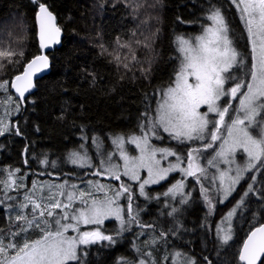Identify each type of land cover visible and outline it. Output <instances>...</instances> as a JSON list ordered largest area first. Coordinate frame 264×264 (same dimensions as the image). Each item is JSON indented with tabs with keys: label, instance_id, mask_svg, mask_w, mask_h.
<instances>
[{
	"label": "trees",
	"instance_id": "trees-1",
	"mask_svg": "<svg viewBox=\"0 0 264 264\" xmlns=\"http://www.w3.org/2000/svg\"><path fill=\"white\" fill-rule=\"evenodd\" d=\"M40 2H46L55 15L62 39L61 45L48 54V74L36 82L32 95L23 102L18 100L21 109L11 119L10 131L0 137V181L6 180L9 172L16 180H28V186L15 187L9 193L14 201L0 206V230L5 236L24 225V221L15 219L25 210L20 205L28 193L34 199L40 197L38 190L43 183L72 181L80 190L96 192L95 185L89 181L94 182L98 176L90 168L75 167L71 154L80 151L81 145L91 150L95 138L109 145L117 135L140 134L138 125L142 115L147 110L155 116L160 99L158 89L167 86L174 77L179 62L175 36L199 35L202 27L210 23L206 20L210 5L221 8L234 31L240 33L243 29L230 0H136L142 7L135 13L131 0ZM37 13L36 0H0V50L23 52V57L0 58V81H8V90L15 76L23 72L26 62L41 54ZM117 38L121 43H129L131 50L120 47ZM146 39L150 45L147 48L135 43ZM239 46L244 52L250 49L246 38L240 40ZM133 52L136 60L132 59ZM116 56L122 62H118ZM123 63H128L129 68ZM162 135V140L154 138L152 143L180 151L182 156L191 148L200 147L180 144L169 135ZM213 154V149H209V155ZM205 155L206 151L202 152L201 162L207 167ZM238 157L241 161L242 154ZM44 160L48 163H43ZM16 169L19 171H14ZM252 175L256 177L254 182L250 180ZM99 178L107 185L118 187L120 183L103 176ZM121 180L132 185L140 223L154 227L141 228L133 223L130 230L119 233V224L110 221L102 230L116 242L91 245L79 264H121L122 258L133 264L141 259L173 264L176 251L192 257L196 264H242L238 252L244 240L254 226L264 222V200L259 195L264 193V170L247 173L224 204L218 203L220 197L213 194L216 204L211 211L200 187L201 183L207 186L208 181L191 178L187 190L191 209L180 206L174 214H169L175 207L168 203L171 197L162 195L167 183L148 189L147 193L153 198L146 199L139 195L137 184L130 183L124 176ZM248 183H253L256 193L244 198L243 210L238 209L234 218V239L223 244L216 235L217 222L241 200ZM32 184L37 185L33 192ZM4 190L0 184V197ZM96 194L94 196H98ZM122 204H126L124 199ZM30 210L29 203L25 211L30 213ZM162 231L167 235L159 238ZM22 235L25 239H38L40 233L39 229H28ZM154 237L158 242L150 244ZM137 248L145 255L137 252ZM148 252L152 253L151 257L146 255Z\"/></svg>",
	"mask_w": 264,
	"mask_h": 264
},
{
	"label": "snow or ice",
	"instance_id": "snow-or-ice-1",
	"mask_svg": "<svg viewBox=\"0 0 264 264\" xmlns=\"http://www.w3.org/2000/svg\"><path fill=\"white\" fill-rule=\"evenodd\" d=\"M230 2L238 12L243 25L242 31L240 33L234 31L221 8L210 5L206 15V20L210 23L202 27L199 35L194 37L176 35L174 38L179 62L169 84L158 89L160 99L157 101L155 116H151L146 110L138 125L139 135L120 134L113 138L112 143L116 145L120 158L124 161L123 165L112 162L113 153H104L106 158L100 161L101 167L94 175L107 174L111 179L120 181L119 186L95 185L96 192L104 193L100 198L94 196L92 192L78 190L75 184L70 186L71 191L65 192L67 186L65 182L53 187L58 188V195L65 197L66 202L58 199L56 193L50 192L46 197L47 204L37 202L38 199L42 201L44 198L34 199L31 193L26 194L25 202L20 208L28 209L30 203L31 218L21 212L15 219L24 221L23 226L18 227L17 231L9 232L7 236L0 230V264H73V262L79 264L82 256L86 255L81 250V245L116 242L112 235L105 234L100 227L108 219L119 222V233L130 230L128 226L133 223L139 224L141 228H153V225L140 223L139 210L134 206L132 185L124 183L121 176L138 182L139 195L146 199L153 198L147 193L146 186L167 180L169 174L173 172L182 173L185 178L193 177L198 182L207 180L208 185L201 183L200 187L203 199L211 211L214 207L213 194L221 197L219 202L223 203L247 173L253 171L260 173L264 170V0ZM131 6L133 13L142 7L136 0H131ZM36 8L39 48L46 49L59 43L61 28L56 25V17L46 2L36 0ZM245 38L250 45L247 52L241 51L239 46L240 40ZM135 43L143 44L146 48L150 46L147 39L143 42L137 40ZM117 44L131 50V45L121 43L119 38ZM13 55L23 57V52L17 54L11 50H0V58H11ZM115 59L122 62L119 56ZM132 59L136 60L134 52ZM123 66L129 68L128 63H123ZM49 67V56L43 53L26 62L22 74L16 75L15 82L11 85L19 94V98H23L25 93L34 87V75ZM0 90H8L7 80L0 81ZM222 98H227L223 100V104ZM202 106H206V111L200 110ZM16 110H19V104ZM8 130L9 124L0 120V135H4ZM162 133H168L171 139L180 144L208 142L200 147L191 148L182 156L172 148L152 144L153 137L163 139ZM126 140L139 149V156H130L127 153L124 147ZM93 143L99 148L98 138H95ZM80 147L84 148L83 145ZM208 149H213L214 154L206 160L207 167H204L200 161L204 159L202 152ZM238 153L242 154V163L237 161ZM71 155V163L79 164L81 167L91 166V158L86 151L83 154L76 151ZM168 157H175V162L162 166V161ZM43 163L47 164L48 161L44 160ZM209 168L215 169L211 175ZM141 170L147 171L146 179L141 180ZM15 171L18 172L19 169ZM12 176L13 173L9 172V178L0 181L6 190L25 187L22 180L17 185L16 181L11 179ZM255 179V175L250 177L253 182ZM92 183L89 181V184ZM32 187L36 189L37 185L33 184ZM185 187V179L175 181L162 195L172 198L179 195L180 203H187L189 195L184 191ZM108 192L112 194L108 195ZM249 193H256L253 183H248L241 200L221 220L224 227L217 228L216 235L223 244L232 239L229 218L233 217L238 209L243 210L244 198ZM259 195L264 200V193ZM121 198L126 201L125 205L120 204ZM77 200L82 207L75 206ZM56 209H60V212L57 213ZM178 211L179 209L172 207L169 214ZM49 217L52 218L51 221ZM53 224L55 228L52 227ZM81 225L96 227L81 231ZM28 229H39V238H23L22 234ZM69 230L76 235L69 236ZM166 235L162 231L159 238ZM157 242L158 238L154 237L149 243ZM137 252L145 255L139 248ZM173 254L176 257L173 264H196L192 257L182 252L176 251ZM146 255L151 257L152 253L148 252ZM163 259L166 261L168 255L166 254ZM238 259L243 264H264V222L250 230L242 249L238 252ZM121 264L133 262L122 258ZM138 264H156V261L141 259Z\"/></svg>",
	"mask_w": 264,
	"mask_h": 264
},
{
	"label": "rangeland",
	"instance_id": "rangeland-1",
	"mask_svg": "<svg viewBox=\"0 0 264 264\" xmlns=\"http://www.w3.org/2000/svg\"><path fill=\"white\" fill-rule=\"evenodd\" d=\"M224 99H227V98H222V100H221V104H223V100ZM0 101H2V103H0V120H4L6 123H8L9 124V127H10V125H11V119L13 118V117H15L16 115H18V112L20 111V109H21V104H20V102L18 101V99H16L15 97H14V95H13V93L11 92V90L9 89V90H7V91H3V90H0ZM9 101H12V102H9ZM17 104H19V110L17 111L16 110V106H17ZM233 104H234V106H235V102H233ZM202 112L203 111H206V106H202L201 107V109H200ZM212 115H215V114H212ZM226 119V121H227V117L225 118ZM10 130H8V131H6L5 133H7V132H9ZM222 131H223V129H222ZM4 133V134H5ZM165 134H167L168 135V133H165ZM2 135H0V137H1ZM152 139H154V137L152 138ZM113 140V139H112ZM112 140H111V144H109V145H106V144H104V143H101L100 142V146H99V148L93 143L92 144V148H91V150H88V147L86 146V145H83L84 146V148L83 149H81L80 150V152L83 154V152L84 151H86L87 152V155L91 158V161H90V163H91V166L89 167V166H85V167H81V166H79V164H73L75 167H78V168H90V170L93 172V174L97 171V169H99L100 167H101V165H100V161L101 160H103V159H105L106 157H105V155H104V153H113V155H112V162L113 163H118V164H120V165H123V163H124V161L120 158V155H119V152H118V150H117V148H116V145L115 144H113L112 143ZM158 140V139H157ZM152 142V141H151ZM208 141H194V142H186V144H188V145H191V144H196V145H202V144H204V143H207ZM153 144V143H152ZM157 147H165V146H161V145H156ZM124 147H125V150L127 151V153L130 155V156H139L140 155V151H139V149L138 148H136L135 147V145H132V144H130V143H128L127 142V140H126V142H125V145H124ZM178 154H182V153H180V151H176ZM206 153H207V155H205L206 157H205V159L207 160L208 158H211V155H209V149L206 151ZM239 154H241V153H238L237 154V161L238 162H243L242 161V157H241V161L239 160V157H238V155ZM158 158H159V154H158ZM169 162H175V157H168L167 158V160H164V161H162V166H167V164L169 163ZM200 163H201V165L202 166H204V164L200 161ZM207 164V163H206ZM184 166H186V164L184 165ZM205 167V166H204ZM221 167H226V166H224V165H221ZM209 174L211 175L212 173H214L215 172V169H212V168H209ZM15 171V170H14ZM140 175H141V180H143V179H146L147 178V171L146 170H141V172H140ZM95 176H97V175H95ZM100 176H98L97 178H96V182L94 181L92 184L93 185H97V184H105V183H103V182H101L99 179ZM103 177H105V178H110L107 174H105V175H103ZM9 178V173L7 174V179ZM125 179H127V180H129L127 177H124ZM195 179V178H193V177H187V178H185V177H183V174L182 173H179V172H173V173H170L169 174V176H168V179L167 180H164V181H161L159 184H153V185H148V186H146V191L148 190V189H150V188H152V187H156V186H159V185H161V184H164V183H167L168 184V186H167V189L169 188V187H171V185L173 184V183H175V181H178V180H181V179H185L186 180V187H185V189H184V191L189 195V199H188V202L187 203H180V201H181V197L179 196V195H177V196H175L174 198H170V201L168 202L170 205H174L175 204V208L177 207V209H179L180 208V206H185V207H188V209L190 210L191 208H190V194H189V192L187 191L188 190V187H190V179ZM11 179H13V180H15L16 181V183H17V185H19L20 183H21V180L23 181V184L25 185V187L26 186H28V180H27V178H24V179H20V180H16V178L14 177V175L11 177ZM196 180V179H195ZM65 182H67V186H66V188H65V192H67V191H71L72 189H71V185L73 184V182L72 181H63V182H59V183H43V184H41V187L39 188V190H38V194L40 195V197H42V198H44L43 200H42V203L43 204H47L48 203V200H47V196L49 195V193L51 192V193H56L57 194V198L58 199H60L61 201H63V202H66V198L65 197H63V196H59L58 195V188H56V187H53L54 185H56V186H58V185H61V184H65ZM129 182L130 183H135V184H137V186H138V182H135V181H130L129 180ZM241 183V182H240ZM239 183V184H240ZM105 185H107V184H105ZM33 184L31 185V189H32V192L34 191V189H33ZM93 187H95V186H93ZM237 187V186H236ZM15 188V187H14ZM77 188H78V190H80V188H79V186H77ZM89 188H92V186L91 185H89ZM12 189L13 188H11L10 190H4L5 191V193H4V195L3 196H1L0 197V201H3L2 203H0V206H2L3 204H4V202H8V201H14V200H12V199H6V197H12V196H9V193L12 191ZM167 189L165 190V192L167 191ZM97 193V194H96ZM110 192H108V195H111V194H109ZM94 194H96V195H98V196H96V197H100V198H102L103 197V195H104V193L103 192H94ZM93 194V195H94ZM100 194H101V196H100ZM220 199H221V197H220ZM220 199H218V203H221V202H219L220 201ZM229 199V198H228ZM227 199V200H228ZM122 200H123V198H121V200H120V204L121 205H123L122 204ZM227 200H224V202L223 203H221V204H224ZM212 202H213V205H215L216 203L214 202V200L212 199ZM177 204H179V207L178 206H176ZM75 206L76 207H82L83 205H80V203H79V200H77V201H75ZM233 209V208H232ZM26 210V209H25ZM25 210H23V213L24 214H26V215H30V213H29V211H28V213L25 211ZM231 210V209H230ZM229 210V211H230ZM57 213H59L60 212V209H56L55 210ZM59 211V212H58ZM229 211H227L225 214H223L220 218H219V220H218V222H217V227H216V229L217 228H222V227H224V225L223 224H221V220L222 219H224L225 217H226V215H227V213L229 212ZM234 218H235V215L233 216V217H231V218H229L230 220H231V228H232V239L230 240V241H233V239H234ZM51 221V220H50ZM110 221H116L118 224H119V222L117 221V220H115V219H108V220H105V222H104V224L103 225H101L100 227H101V229H103L104 227H105V225H106V223H108V222H110ZM133 224H131L130 226H128V227H131ZM52 227L53 228H55V225L53 224L52 225ZM81 227V231H84V230H92V229H94L96 226L95 225H81L80 226ZM112 228V227H111ZM113 228H115V226L113 227ZM68 235L69 236H72V235H76V233H74V232H72L71 230H69V232H68ZM229 241V242H230ZM91 245H93V244H91ZM91 245H87V246H84V245H81L80 246V248H81V250L84 252V253H87V248H89Z\"/></svg>",
	"mask_w": 264,
	"mask_h": 264
},
{
	"label": "water",
	"instance_id": "water-1",
	"mask_svg": "<svg viewBox=\"0 0 264 264\" xmlns=\"http://www.w3.org/2000/svg\"><path fill=\"white\" fill-rule=\"evenodd\" d=\"M37 23H38V19H37ZM55 23L58 26L57 20L55 21ZM38 31H39V23H38ZM61 39H62V31H61V35L59 37V43L58 44H55V45H50L46 49H41V53L48 55L50 52L54 51L56 48H58L61 45ZM49 61H50V59H49ZM49 70H50V67L47 68V69H45V70H42L41 72H38V73H36L34 75V77H33L34 87H32L28 92H26L23 98H19V94L15 91L14 88L11 87V91H12L14 97L16 99H18L20 102H23L25 100V98H27L28 96L32 95L36 91V82L38 80L42 79L43 77H45L48 74ZM21 74H19V75H21ZM13 82H15V81L13 80L12 83ZM12 83H11V85H12ZM241 263L243 264V262H241Z\"/></svg>",
	"mask_w": 264,
	"mask_h": 264
}]
</instances>
